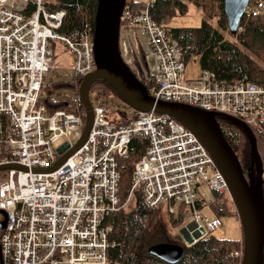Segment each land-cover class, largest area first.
Here are the masks:
<instances>
[{"label": "built area", "instance_id": "built-area-1", "mask_svg": "<svg viewBox=\"0 0 264 264\" xmlns=\"http://www.w3.org/2000/svg\"><path fill=\"white\" fill-rule=\"evenodd\" d=\"M53 2L0 0V167L24 168L0 172V212L7 219L1 237L4 264H111L114 227L108 219L128 209L139 190L151 210L183 216L181 228L195 223V230L214 234L223 219L206 214V207L214 193L232 200L229 185L202 142L167 115L139 112L120 124L106 105H93L87 143L60 169L46 171L78 143L85 125L74 113L48 115L40 100L54 66L51 41L63 44L73 57L74 76L84 79L97 69L94 29L60 32L68 11L51 9L47 3ZM155 2L138 11L125 7L119 41L121 56L136 77L153 82L149 94L264 130V87L247 76L232 83L209 70L197 81L187 80L182 47L151 17ZM263 9L258 2L247 13L259 18ZM145 44L148 68L141 74L135 57ZM219 123L225 136L237 129ZM140 139L147 141V150L133 164V185L123 201L118 160L129 157ZM61 140L65 144L57 149ZM71 140L77 143L71 146ZM235 255L241 264L243 241Z\"/></svg>", "mask_w": 264, "mask_h": 264}, {"label": "trees", "instance_id": "trees-1", "mask_svg": "<svg viewBox=\"0 0 264 264\" xmlns=\"http://www.w3.org/2000/svg\"><path fill=\"white\" fill-rule=\"evenodd\" d=\"M98 1L55 0L47 5L51 9L68 11L65 26L60 32L70 33L87 26L94 29ZM224 2L225 0H156L150 9V14L154 22L166 26L172 37L178 41L183 49L186 64L192 58L198 57L202 71L209 70L218 78L232 83L247 76L250 82L264 87V15L253 18L247 13L241 22V31L236 36H232L224 11ZM189 5L202 11L201 26L171 28L170 23L174 18L188 14ZM126 8L138 11L144 8V3L127 0ZM213 21H216V26L213 25ZM226 35L232 40H228ZM145 57L146 54L142 49L139 58L135 57V64L141 74L147 71ZM82 80L76 76L70 81L59 80L49 84L45 80L40 100L46 106L47 114L51 115L56 111L74 113L81 117L85 124L86 110L79 94ZM142 83L147 90L153 86V82L150 81L142 80ZM62 90L75 92V98L54 100L53 96ZM114 97L123 102L113 87L103 80L97 81L90 91L92 104L95 100L110 108V99ZM123 103L125 107L122 109L110 110L112 116L118 117L120 124H126L131 118L139 117L138 111ZM251 129L257 139L259 157L264 169V130ZM234 132L235 135L225 137L237 154L247 180L250 181L251 175L256 174L252 140L244 130L235 129ZM135 147L129 157L118 160L123 201L129 196L133 185V164L145 154L147 141L136 140ZM232 204L229 196L214 193L206 209L219 218L236 216L231 209ZM108 220L114 227L111 241L115 245L108 253L111 264H166L148 253L150 246L159 243L178 244L184 247L185 256L178 264H240L239 259L234 256L241 247L240 241L222 240L212 234L190 246L185 245L178 234L172 233V230H178L184 225L183 216L176 218L168 214L167 223L164 222L161 210H151L145 204L140 190L135 192L133 204L128 209L112 214ZM2 234L3 231H0V249ZM151 239L154 243L150 244Z\"/></svg>", "mask_w": 264, "mask_h": 264}, {"label": "water", "instance_id": "water-1", "mask_svg": "<svg viewBox=\"0 0 264 264\" xmlns=\"http://www.w3.org/2000/svg\"><path fill=\"white\" fill-rule=\"evenodd\" d=\"M252 0H225L224 11L228 19L229 31L236 36L241 22L248 12ZM127 0H99L94 25V53L97 69L81 82L79 94L86 110V122L78 143L47 172L60 169L66 161L79 151L88 141L94 123V109L90 98L92 86L99 80L113 87L127 105L140 113L154 112L172 117L191 131L206 147L218 170L226 179L232 201L241 220L243 231L244 257L241 264H264V169H262L257 139L250 127L235 118L214 114L189 105L165 102L152 97L143 83L136 77L123 60L120 49L121 18ZM145 66L148 62L145 57ZM219 121L229 122L239 130L247 132L252 140L253 159L256 174L247 180L242 164L226 139ZM24 169L18 165L1 166L0 172ZM4 221L0 231L7 226L6 214L1 211ZM191 223L179 230L187 245L202 238V233ZM149 255L166 264H178L185 256L182 245L159 243L150 247ZM0 264H4L0 249Z\"/></svg>", "mask_w": 264, "mask_h": 264}, {"label": "rangeland", "instance_id": "rangeland-1", "mask_svg": "<svg viewBox=\"0 0 264 264\" xmlns=\"http://www.w3.org/2000/svg\"><path fill=\"white\" fill-rule=\"evenodd\" d=\"M55 1V0H50ZM136 2H142L144 5L148 4L150 0H135ZM258 2H262L264 4V0H252L251 5H255ZM264 13V9H263ZM203 20V13L200 9L193 5H189V11L186 16L176 17L174 18L171 23V28H199L202 24ZM216 21H213V25L216 26ZM241 31V29H240ZM228 40H232V38L229 35H226ZM51 47L54 50V66L49 73V75L46 78V83L49 84L51 82H56L59 80H68L70 81L72 79L73 75V57L66 51V48L63 44L60 42H53L51 41ZM142 50L145 53L149 52L148 45L145 44L142 47ZM202 74V70L198 61V57L192 58L187 64H186V73L185 77L189 81H197ZM75 92L71 90H62L58 91L56 95L53 96L54 100H63L69 98H75ZM98 102L95 100L93 101V105L97 106ZM110 110L115 111L122 109V107H125L124 103L121 102L118 98L114 97L110 99ZM235 130L232 129L229 133L231 136L235 135ZM77 143V140H71L70 145L74 146ZM65 142L61 140L57 143L56 148L59 149L61 146H63ZM2 179H0V182ZM233 203V201H232ZM231 209L235 212L236 216H229L224 217L223 219V225L222 227L216 231L213 236L222 239V240H236L240 241L241 247L238 251L234 253V256L238 258L235 254L240 252L242 249V241H243V231H242V224L241 220L237 214V210L234 206V203L231 206ZM206 214H211L208 210L205 211ZM168 212L166 209H161V217L164 220V222L167 223L168 220ZM212 215V214H211ZM3 219V216L0 214V221ZM182 228H179L178 230H172V233L179 234V230ZM202 233V237L204 238L206 236L204 228L199 230ZM182 243L187 245L186 241L181 237ZM154 243V240H150V244ZM188 246V245H187ZM239 259V263L241 262V259Z\"/></svg>", "mask_w": 264, "mask_h": 264}, {"label": "bare ground", "instance_id": "bare-ground-1", "mask_svg": "<svg viewBox=\"0 0 264 264\" xmlns=\"http://www.w3.org/2000/svg\"><path fill=\"white\" fill-rule=\"evenodd\" d=\"M127 54H128V50L125 48V50H124V55L127 56Z\"/></svg>", "mask_w": 264, "mask_h": 264}, {"label": "flooded vegetation", "instance_id": "flooded-vegetation-1", "mask_svg": "<svg viewBox=\"0 0 264 264\" xmlns=\"http://www.w3.org/2000/svg\"><path fill=\"white\" fill-rule=\"evenodd\" d=\"M180 237H181V236H180ZM150 247H151V246H150ZM150 247L148 248V251H149Z\"/></svg>", "mask_w": 264, "mask_h": 264}]
</instances>
